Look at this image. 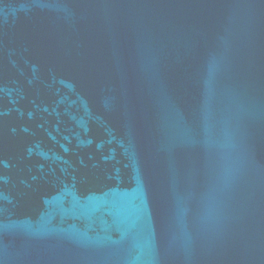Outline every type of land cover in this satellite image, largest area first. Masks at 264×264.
<instances>
[{"label":"water","instance_id":"water-1","mask_svg":"<svg viewBox=\"0 0 264 264\" xmlns=\"http://www.w3.org/2000/svg\"><path fill=\"white\" fill-rule=\"evenodd\" d=\"M0 264H264V0H0Z\"/></svg>","mask_w":264,"mask_h":264}]
</instances>
